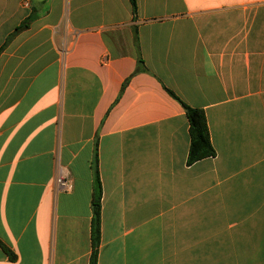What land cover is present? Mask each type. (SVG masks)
<instances>
[{"label":"crops","instance_id":"obj_1","mask_svg":"<svg viewBox=\"0 0 264 264\" xmlns=\"http://www.w3.org/2000/svg\"><path fill=\"white\" fill-rule=\"evenodd\" d=\"M135 4L0 0V264H89L95 153L96 264H264V0Z\"/></svg>","mask_w":264,"mask_h":264},{"label":"trees","instance_id":"obj_2","mask_svg":"<svg viewBox=\"0 0 264 264\" xmlns=\"http://www.w3.org/2000/svg\"><path fill=\"white\" fill-rule=\"evenodd\" d=\"M133 12L135 11V0H129ZM30 18L26 19L21 26L17 29H22L27 26ZM141 63V62H140ZM169 95L178 100L184 111L185 116L189 124V147L186 163L191 165L199 160L214 157L215 152L210 143L209 133L207 128V123L203 110L197 108H191L181 102L170 90L166 89ZM92 170L94 175L93 183V195L91 201L92 217H91V245L92 252L90 255L89 264H96L97 248L100 241V200H101V187L100 180L97 170V156L94 154V159L92 162ZM0 248L3 252L13 260L15 258L14 254L10 252L4 245L0 243Z\"/></svg>","mask_w":264,"mask_h":264},{"label":"built area","instance_id":"obj_3","mask_svg":"<svg viewBox=\"0 0 264 264\" xmlns=\"http://www.w3.org/2000/svg\"><path fill=\"white\" fill-rule=\"evenodd\" d=\"M56 188L59 191L62 192H69L71 189L70 182L68 181L67 177L65 174L59 175L57 180H56Z\"/></svg>","mask_w":264,"mask_h":264},{"label":"rangeland","instance_id":"obj_4","mask_svg":"<svg viewBox=\"0 0 264 264\" xmlns=\"http://www.w3.org/2000/svg\"><path fill=\"white\" fill-rule=\"evenodd\" d=\"M203 252H205L203 250ZM213 254L214 256H221L222 255V249H213ZM199 256H205V253L199 254Z\"/></svg>","mask_w":264,"mask_h":264}]
</instances>
